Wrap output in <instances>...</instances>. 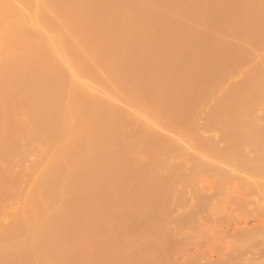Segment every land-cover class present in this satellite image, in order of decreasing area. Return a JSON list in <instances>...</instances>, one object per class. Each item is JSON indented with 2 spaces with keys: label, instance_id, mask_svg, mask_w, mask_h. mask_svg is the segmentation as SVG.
<instances>
[{
  "label": "bare ground",
  "instance_id": "obj_1",
  "mask_svg": "<svg viewBox=\"0 0 264 264\" xmlns=\"http://www.w3.org/2000/svg\"><path fill=\"white\" fill-rule=\"evenodd\" d=\"M25 1L26 0H23V2H25ZM60 1H62V2H60ZM64 1L65 0H47V2H46V0L41 1L42 3L44 2L43 4H45V5L42 4L44 6V8H42V9L40 8L42 5L39 3L38 4L34 3V4H32V6H27L28 8H26V6L24 5L23 11L25 10V12L20 10L21 7L23 8V6H20V5H22L21 3L19 4L20 7L18 5H16V6H18L17 9H16V6H14V4H13L12 6H14V7L12 8V6H11L8 9L9 11L7 10V14H9V12L13 11L11 9L15 8L13 13H15L16 11L17 12L13 16H15V17L17 16L18 19L22 17L21 21L25 20L23 17H33L31 15L32 14L31 11H33L35 13L36 9H38L36 12H38V11L39 12H38V14L35 13L36 16H35V14H33L35 16V18L34 17L32 19L30 18V20L26 19V23H25V21H23V23H25L24 24L25 26L22 25L21 29L24 27L25 28L23 29V31L20 30L18 32V34L21 32L19 34V36L22 35L21 38L18 36V34L15 38L13 37L14 39L10 38L11 40L14 41L16 38L18 39V37H19V39H21L22 43L20 45V43L18 42V44L16 45V48L19 46L20 47L17 49L14 48L13 49L14 52L11 51V52H9V54H7V53L1 54V51H0V70H1L0 71V124L5 123V121L9 120L10 118H13L12 124H10L9 122L5 123L7 127L5 125H1L3 127V129H0V158L2 159L0 162L2 163V161H3V163H2L3 165L0 164L1 165L0 167H2V168H3V166H4V168L10 167V166L13 167V164L8 165V163L9 162L11 163V161L14 162V159H13L14 156L13 155H17L19 152V150L17 148H20V151L25 150L27 148L26 146H28V148H29L31 146L30 143L31 142L33 143V141H34L33 139L38 137V136L39 137L36 138L34 141L35 144L37 143L36 146L34 145V143L33 144L31 143L32 147L35 146V148H34L35 150H36V147L38 145H40L39 147H41V145L46 146V147L43 146L42 149L50 148L52 146V144H51V146L49 145V147H48L49 142L53 143V141L54 142H55V140L57 141L58 138H59V140H61L60 143H62V141L66 142L68 140V138H67V140H63V139L67 135L69 136V140L66 142L65 146L66 145L69 146L68 143L71 144V142H72V140L70 141V139H71L70 134H72L71 131L73 132V130H75L76 132H74V134H76V133H80L86 129L84 137H82V138H85L83 140H86V138H87V140H89V139H91V137H93V139H91L93 141V143L91 144L87 140L85 143H83V141L80 140L82 138L77 140V138L73 137V138H75V139H73L74 140L73 141L74 147L73 146H71V147H73L72 150L74 149L73 151L75 152V155H74V152H72V154L70 156L72 157L74 155L76 158L75 160H77L74 163V165H75V166H73L74 168L77 169V167L82 165V169H80V170H82L83 173H84V170L86 168V172H85V174H83V180L85 181L87 179V181L85 183H87L89 181L88 187L85 188V186H87V185H85V186L83 184H81V185L84 186L83 189H85V190L88 189L87 191L83 190L84 193L86 192L85 194L87 195V192H88L89 193L88 195H90V193H91L89 190L90 183L91 184L93 183L92 186H94V184H96V183H100L101 181L105 183L106 179H107V177H109V175H110V177H109V180L107 179V183L108 182L110 183L112 181L113 177L116 178V176L112 177L114 171L115 172L117 171L116 169L119 170V168L121 166H123V168H124L128 164H131V162L129 163V161L125 158V156L131 148H133V147L135 148V146L137 145V143H133L130 146L124 147V148L117 146L118 151L116 149H115V151H116V153L118 152L117 153L118 155L116 153L112 152V149L109 146H112L111 145L112 143L114 145V142L116 140L113 138L118 136V133L120 132L121 127L123 129L124 128L123 125L128 124V121H126V123L122 122V120L125 121V119L122 118V120H120L121 122L119 121L118 123H116V120L118 119V117L120 118V116L122 115L118 112V110L119 109L121 111L124 110V109H122L123 106H121V107L118 106L119 108L116 111L117 106L112 107L114 104L112 103L113 105L111 106L110 105L111 103L108 104L107 103L108 100L106 99L107 101H104L103 100L104 98H102V97H104V95H112V93L116 94V97H117L118 93H126V92L135 93L136 92V94H137L138 91H140V92L142 91L144 86H142L143 85V84H141L142 81H141L140 77L138 76L140 74V72H138L139 74H136L137 69L140 70V68H138L135 64V60H137V59H135L136 55H137L136 50L139 51L141 48L140 49L134 48L131 50H127L128 47L131 46V44L134 45V47L138 43L140 44L141 40H140L139 36H140V32H141L140 29L141 28H140V25L137 24L138 18H137L136 12L133 11L135 9V7L133 10L131 8V6L133 5L131 2L127 3V2H124L125 0H122V1L119 0L120 2L126 3V4L118 3L120 6H122V7H119V5L116 4L117 2L115 4H113V0H106V1L98 0V1L102 2L101 3L102 5H103V1L106 4H104L102 6L99 3L102 6V8L98 9L99 11L97 10L96 12H94L93 10L96 8H94L93 10H87V9L93 8V6L91 5L92 4L91 2H94L96 0H67L66 2H64ZM98 1H96V3H98ZM144 1L145 0H143L142 2L144 3ZM148 1H150V0H148ZM151 1L153 2V0H151ZM155 1H154V3H155ZM211 1L213 3V1H215V0H211ZM217 1H219V0H217ZM114 2H115V0H114ZM135 2H137V1H135ZM89 3H91L90 4V6H92L91 8H88L90 6L86 5ZM159 3H161L160 5H163L162 6V8H163L165 6V4H163V3H166V1L165 0L159 1ZM223 3H225V2H223ZM223 3H221V4H223ZM16 4H18V3H16ZM93 4H95V2ZM149 4H150V2L148 3V5ZM37 5H38V7L39 6L40 7L38 8ZM223 5H225V4H223ZM35 6H36V9L31 10V8L35 7ZM83 6H85L87 8H85ZM75 7H77V8L79 7L78 8L79 10ZM247 7H249L248 9L250 10L251 6L247 5ZM80 9H82V10H80ZM74 10H76V11H74ZM147 10H149V11H147V14H149V12H150V10H152V8H149ZM21 11L24 13L23 15H21L22 14V13H20ZM97 12H99V14L96 15V17H97L96 18L95 14ZM153 12L156 14V10L154 11V7H153V11L151 12L152 14H150V15H154ZM26 13L28 15H29V13H31V14H30V16H28V15L25 16ZM179 13L181 14V12H177L174 14L175 18L173 16H172L173 17L172 19L168 18L169 17V15H168V16H164L166 18L163 17V19L164 20L165 19L166 20L167 19H171V20L174 19L176 21H180L182 19L183 27L181 26L180 29H182V31H183L186 28L185 26L188 25V27L186 29L188 32L191 31L189 34L192 33V35L193 34L196 35V33L201 34L202 33L201 31H203V29H205L206 27H207L206 29H208V27L210 26V25L207 26V24H204V27H202L203 24H202V26H200V24H199V26H198L199 30L197 29L198 28L197 27L195 29L196 31L194 30V33H193L191 28L189 29V26L192 27L190 24L194 23L193 21H195V23H196L198 19H195V20L191 19L190 20V16H189V19H188L189 22H186V21H188L187 20L188 17L186 18V17H183L182 15L178 17V15H180ZM233 13L235 14L236 12H233ZM233 13L231 14V16L229 15L230 17L228 15H226V16L221 15L219 17L220 19H217V21H215L216 22L215 26L220 27V24L224 23L223 21L227 22V23L225 22L223 24V26L226 24L230 25L232 21H233L232 24L233 23L236 24V22L240 23V21L242 23V21H244V20H241L242 19L241 17H239L238 15H234ZM54 14H55V16L57 14L60 16V19L58 20V22H54L55 20L51 19V16ZM100 14H102L103 16L100 17L101 16ZM176 14H177V16H176ZM192 14H191V17L193 16V18H194L195 12H194V15H192ZM196 15L198 16V13H196ZM98 16L100 17V19ZM224 16H225V18H223ZM228 17L230 20L228 19ZM183 18H186V19H184V21H183ZM195 18H199V17H195ZM236 18H239V19H236ZM259 18L260 17L258 16L257 20ZM261 18L264 21V16H261ZM33 19L35 20L34 24H36V21H37V22H39V24L37 23L38 25H40V23H45V25L49 24L52 26H46V28L44 27L45 29H43V27L39 28V29H41V32H40L37 30L36 27H33V25L29 26L27 24L28 21L33 22L34 21ZM222 19H223V21H220ZM262 19H259V21L262 22ZM227 20H229V21H227ZM237 20H239V21H237ZM255 20H256V18H255ZM228 22H230V23H228ZM261 22H259V23H261ZM139 23H141V21ZM184 24H186V25H184ZM26 25H28V26H26ZM36 25H34V26H36ZM29 27L30 28L31 27L36 28V30L34 31L31 29H28ZM47 27L48 28L55 27L56 30L58 29L59 32L64 31L65 34L63 33L64 34L63 38H62L63 34L62 33L60 34L58 32L61 35L60 37H58V35H57V37L60 40L57 37H55L57 39H55V41L52 42L54 40V38H53L54 36H53L50 38V41L52 43L47 42L45 35H43L44 33L42 34L43 31H48V30H46V29H48ZM200 27H201V29H200ZM251 27L254 28V26H250V29H251ZM121 28L124 30L123 34H121L122 33ZM257 28L258 27L256 25V27L254 29H257ZM186 29L183 31V34L185 35V37H188L189 34L187 35ZM118 30H120L119 33L117 32ZM243 30H244V28H243ZM243 30H242V32L245 33L246 31H243ZM245 30H247V32H248L249 28L245 29ZM205 31L206 30H204V32ZM66 33H68V34H66ZM112 34L117 35V37H115L116 39L113 37ZM118 34H120V35H118ZM183 34L177 35V33H175L176 37L174 35L173 36L175 39L176 38L179 39V37L183 36ZM54 35H56V34H54ZM192 35H190V36H192ZM246 35L243 34L242 37H236L237 42L241 41L239 44L238 43L235 44L236 39L233 40L234 38H232L233 32L230 35H227V37L225 36V38L230 39V40L235 41V42L233 43V45H230V46L229 45L227 46L226 44H223V43H222V45L219 44L221 51L220 52L218 51V53L219 54L221 53V57H220V59H218L216 69L213 72L209 73V72H207L206 68L200 67V66H203L205 64L204 62L202 64H199L200 66L197 65L196 70H195V66L194 65H193L194 67L192 66V69L190 70V72L191 71L192 72L197 71V72H201L200 74H202L201 79L198 80L199 84L197 83L198 89L196 91H194V90L193 91L183 90L185 92V94L184 93L182 94L180 91V93L182 94L180 96L181 97L180 99L183 100L190 93L189 96L191 98L193 97V99H195L193 102H190L189 104L182 105L184 107H180L179 102H178V104H176L174 102L176 104L175 106L169 104L172 107L169 106V110L168 109L167 110L169 112H170V109H171V112L174 110L173 112L176 113L175 116H176L177 120L175 122V119H173L175 123L171 124L170 128H168V129L172 130V129H174V127H176V129H177L178 125L181 126V124L185 123L186 120H188L190 117H192L196 113V108L198 105H203V104L207 103L209 92L214 90L215 87H217L218 85H221L226 79L231 78L233 76L234 77L236 76L235 77L236 80L230 84L229 88L221 95V97H219L217 99L215 104L210 108L211 113L205 117V122L202 125L203 130L212 131L215 134L210 138H205V139L199 140V142L197 144V146L199 148H202V149L207 150V151H211L213 157H210L211 154L210 155L204 154V156L202 154V156L203 157H205V155L209 156L210 157L209 159H210V161H213V164H211L212 162H210L209 160H208L209 161L208 162L206 159H204V160H206L205 165H203L201 167L195 166L193 169H191L190 173L188 175L189 176L188 181L191 185L187 186L184 184L185 183V180L183 179L184 175H183V177L181 176L178 180H177V178H175V174L180 172L177 170L176 164L175 163H169L168 165H166V169L164 170L165 180L158 182L154 188L153 196H155V197H157V199L158 198L159 199L157 201L155 199V202L153 205V210L155 212H157V211H160L161 208L162 209L165 208L167 210V214H169L171 212L173 213V212L180 211V215L175 219L174 218L173 219L172 218L167 219L168 217L166 219H162L161 216L155 215L154 220H153L154 235H153V239H152V244L156 245V247L154 250V255H153L152 259L150 260V264H264V202L259 203L256 201L257 203H255L254 201L256 199H254V201H253L254 204H253L252 200H250V199L249 200H247L245 198L243 199V197H242V199L241 198L240 199L235 198V197L233 198V196H231V194H230V196L227 195L225 198H223L224 199L222 201L223 204H222V202L220 203V204H222V206L218 207L219 202L217 201V203H218V206H217V204H215V200H213L212 194L216 193L215 195L220 197V195L222 193V186L218 187L216 185L214 187L212 184H210L213 186L212 187L208 184L209 185L208 188L206 186H204V188L206 187L204 189L202 187H199L200 184L198 186H196L197 184L194 185L195 184L194 181H196L197 176L202 175V173L207 174V172H213L215 174L216 173L217 174L218 173L219 174H228V175H231V177H233L232 179H236V178H238L237 172L239 171V173H238L239 176L249 174L248 176H246L247 179L245 178V181L242 179L246 184V185H244V186H246V189L243 190L241 186H236L233 188L234 191L240 193V195H243V196H246L248 191H249V193L257 192V193H259V195L264 197V117H262L263 113L260 110H258L256 107L258 105L260 107L264 106V56L259 57V59L256 61V63L254 65H251L248 68H245L246 64H248L251 60H253V57L256 54V52H258L264 48V31H262L261 34L254 36V37H251L249 34H248L249 36H246ZM96 36L100 37L99 39H101V41L104 40L105 38H107L105 40L106 42L102 41L103 42L102 43L101 41H99L100 43H99V45H97L98 41H96V40H98V39L94 40V37L97 38ZM33 37H34V39H33ZM112 37L114 38L115 41L120 40V41H118L119 44H117V46L121 45L120 43L123 40H125V42H126V40L131 41V44L127 45V43H125L124 45H127V49L123 47L124 50L122 49L119 51L118 49H121V48L115 47L116 42L113 40ZM141 37H143V36H141ZM185 37H183V38H185ZM61 38H62V40H61ZM92 38H93V41H91V43L92 42L93 43L97 42V43L94 45H92L93 43L89 45V43L87 41L92 39ZM109 38L113 42L109 41ZM216 38H218V37H216ZM238 38H240V39H238ZM22 39L24 41H22ZM35 39H36V41L34 42ZM57 40H59L60 42L63 41L61 43V46L59 44L60 42L58 41L59 42L58 43ZM138 40H140V42H138ZM238 40H240V41H238ZM13 41H9L8 43H12ZM18 41H20V40H18ZM82 41L83 42L85 41V48L83 47ZM174 41L175 40H173V43L175 44L176 42H174ZM6 42L7 41H5L4 43H6ZM86 42H87V44H86ZM4 43H2V40H1L0 45H2ZM63 43H64V46H63ZM81 43H82V45H81ZM111 43H113V44H111ZM139 44L137 46H139ZM141 44H143V43H141ZM81 46H82V49H81ZM120 47H122V46H120ZM78 48L82 51L80 52V50ZM85 49H86V51H85ZM125 49H126V52H125ZM129 49H130V47H129ZM217 50H220V49L217 47ZM118 51L119 52L123 51V52H121V54L126 53L127 55H129V57H127L128 59L133 57L131 55H134L135 58H131V60L133 59V61H129L130 59L128 60V59L124 58V56L126 54L125 55L122 54L123 59L120 57L119 59L116 60L115 58H118L119 57L118 55L121 56V54ZM74 52H76V53H74ZM10 53H12V54H10ZM72 53L77 54V55H73ZM78 53L81 55H78ZM83 53L84 54L86 53L87 56L84 55ZM137 53L139 54L140 51ZM141 53L139 55H141ZM68 54H72V55H70V57H69ZM103 54H105V55H103ZM106 54L107 55L113 54V55H111L113 57L115 54V57H114L115 60L114 61L110 60L109 62H107V60H106V62H102L99 65L98 60H100L101 57L99 59L96 57L98 55H100V56L103 55L105 57H103V56L102 57L107 59ZM144 54H145V52H144ZM139 55H137V56L139 57ZM175 55H178L177 57H179L178 52ZM175 55H173V56L175 57ZM71 56H75V57H71ZM77 56L80 57L81 59L78 58ZM84 56H86V57L84 58ZM116 56H118V57H116ZM94 57L97 59L98 62H96L94 60L91 61V59H93ZM110 57H108V59ZM177 57H175V58H177ZM68 58L69 59L75 58V61L72 62V60L71 59L69 60ZM111 59H113V58H111ZM65 60H67L68 63ZM62 61L67 63L65 67L62 65V63H61ZM93 61L95 62L96 65H93L94 64ZM65 63H64V65H65ZM76 65L78 68H76ZM27 66H29V67L31 66V68L29 70H25V69H27V68H25ZM93 66L95 67L96 70H98L96 72H99V69H100V71H102V70L104 71L106 68H110V69L112 68V70L111 71H110V69L107 70V71H109L108 72L109 75L107 73H105V72H107L106 70L104 73L100 72L101 75H102V73L104 74V76L102 75L103 77H105L106 74H107L106 76H109L107 78L105 77L104 79H102V77L99 73L92 72L95 70L91 71V69H92L91 67H93ZM199 67H200V69H199ZM75 68L78 70V73H77V70ZM103 68H105V69H103ZM189 68H190V65H188L187 68L183 67L180 69H184L186 71V69L189 70ZM197 68H198V70H197ZM83 72H84V74H83ZM176 72H175V74L172 73L171 77L172 76L176 77L177 75H178L177 77H180L181 73L178 71H176ZM79 73L81 76L83 75V77H82L83 79L79 76ZM131 73H132V76H135V79L134 78L131 79L132 81L128 80L130 82L123 83V84L116 82L118 80V78H121L124 76L127 77L126 75L129 76V74H131ZM158 73H159V71H158ZM146 74H148V71ZM146 74L144 72V76ZM84 76H85V78H84ZM150 76H155V75H153V73H152ZM75 77H77L78 79L80 77L79 80H82V81L86 80V82L84 83V85L82 83H80L79 84L80 86L78 85L79 87L76 88V85H77L76 82L78 79L76 78L77 80L75 81ZM136 77H137V79H136ZM86 78L91 80L92 82H94V84L96 83L95 84L96 86L98 84H100L102 87H100V85L96 87L91 81H90L91 83L88 82L89 80H87ZM108 78L110 79L109 81L113 80V82H114L116 80L115 82L117 84H114L115 82L114 83L112 82L114 84L112 86V84L110 82L111 85H109V82L106 81ZM121 79H123V78H121ZM177 82L178 83H175L174 85L178 89V86L181 82H180V80H177ZM89 83H90V86H89ZM85 84L86 85L88 84L87 87H89V88L85 87L86 86ZM91 84H93L92 87L94 86L92 89L90 88ZM183 85H180V86L182 87ZM194 85H195V83H194ZM156 86H155V90L157 93L158 89L156 88ZM95 87H96V89H94ZM98 87L101 91H99ZM157 87H159V86H157ZM194 87L195 86H193V88ZM172 88H173V86H172ZM54 89L58 90L57 91L58 93L54 94V97H51V92H49L50 93L49 94L48 91L51 90L52 94H53V92L55 91ZM103 89H104V91H106V92H104L105 94L104 93L102 94ZM149 89L151 90V88H149ZM169 89H168V91H169ZM73 90L74 91L77 90V91L73 92ZM82 90H83V92H82ZM92 90H94V92H101V94L96 93V96L98 95L99 97L98 96L96 97L94 95L95 93L93 94ZM150 90H147V91H150ZM160 90H161V88H160ZM78 91H80V93ZM188 91H190V92H188ZM11 92H15V93L12 94ZM45 92L48 93L50 99L47 98L48 96H43V94ZM71 92H73V95L76 93L74 96H76L78 98V100H76L77 99L76 97L75 98L73 97ZM47 93H46V95H47ZM77 93H78V96H77ZM162 93H160V94H162ZM66 94L72 95V97L69 95L68 96L71 97L72 98L71 100H73L75 103L72 101L73 105H71L70 104L71 100H70V102L68 101L69 104L68 105L66 104L67 107H65V105L63 107V103L62 104H60V103L62 102L61 100H64L65 97L67 98ZM114 94H113V96H114ZM100 95H103V96L100 98ZM162 95H164V94H162ZM63 96H64V98H63ZM69 97L67 98L68 100L70 99ZM134 97H135V95H134ZM158 97L161 98V96H158ZM40 98H44V100H45V98H47L46 103L53 105L51 107L53 111L55 109L54 104L56 105L57 109H55L54 112L50 113L52 110H51V108L48 109L49 105L47 106L46 103L38 104L39 102L37 100L40 101L41 100ZM119 98H120V96H119ZM124 98H122V100H124ZM80 99H81V101H80ZM111 99L112 98H110V100ZM12 100H16L17 103H15V101L12 102ZM27 100L30 101L31 103L35 102V101L37 103L35 102L36 105L33 103L29 106L30 103L28 104ZM152 100H154V102H156L155 99H152ZM152 100H148V103H149V101H151V103H152L153 102ZM19 101L21 102V104L25 102L24 106L27 105L28 107L24 108L22 106L23 108L22 107L21 108L20 107L19 108H13L12 107V109L11 108L6 109L9 106V105H7L9 102H12V105L14 103V107L17 105H21ZM76 101L78 102V105H77ZM111 102H112V100H111ZM123 102H121V104ZM145 103H147V100ZM171 103L174 104L173 102H171ZM121 104H119V105H121ZM145 105H147L149 107V104H145ZM151 105H153V103L150 104V106ZM160 105L162 106V104H160ZM31 106L32 107L34 106V108H32ZM59 106H61L62 108ZM69 106H70V108H74L75 110L79 108V110L74 111V109H73L71 112H73V113L79 112L81 115H84V116H82L84 118L82 119L81 115L79 116V113L77 116V113H76V117H75V115H73L72 118L73 117L74 118L72 120L71 119L72 114L69 111L70 109H68ZM127 106H128V104H127ZM63 108H66V109L64 110ZM80 109L83 110L84 114H82V111ZM125 109H128V108H125ZM262 109H264V108H262ZM44 110H46V111L44 112ZM48 110H50V112ZM235 110L238 111V113H236ZM24 111L26 112L25 113L26 115H28L27 113H29V115H28L29 117L31 114V117H30L31 125H30V127L28 126L30 124V122L27 123L28 120H26V122L23 121V119H21L22 121L20 120L21 122L19 121V118L23 116V114L21 116V113ZM31 111L33 113H31ZM124 111H126V110H124ZM132 111H134V109ZM160 111H162V110L160 109ZM168 111H167V113H168ZM34 113L39 114L38 115L39 117H37L38 122L36 121L38 123V124L36 123V126H37L36 133L38 132L39 134H41L40 132H42V136H43V133H45V136L42 137L37 133V134H35L36 137L34 136L33 139L30 138L31 139L30 140L29 137H27V139L25 137L28 135L32 136V134H30L29 132H33V130H31V129H33L32 128L33 127V122H32L33 119L32 118L34 116ZM25 114H24V116L26 117ZM157 115H159V114L157 113ZM164 115L165 114H163V116ZM168 116H170V115H168ZM260 116L262 117V119H258ZM51 117H52V119L50 120V125L48 123L47 124L49 126L47 124H44L45 126L41 129V125H40L41 122L46 121L48 118H51ZM79 117H80V119H79ZM86 117H88V118H86ZM140 117H141V115H140ZM53 118L55 119V121L53 120ZM150 118H152V117H150ZM158 118H161V117H158ZM88 119H90V123L92 124L91 125L92 129H91V132L89 134L87 133V130L90 129L91 127L89 126ZM78 120H80V121L78 122ZM136 120H137V118H136ZM52 121H54V122L51 125ZM71 121L73 123H71ZM137 121H139V120H137ZM18 122H20L21 124H18ZM74 122L76 123V126H77V127L75 126L76 129H72V128H74V125H75ZM172 122H170V123H172ZM122 123H124V124H122ZM151 123H152V121H151ZM22 124H23V127L25 125V130L21 129ZM71 124H73V126ZM26 127L28 129H26ZM46 127H47V129H46ZM84 127H87V128L84 129ZM186 127L188 130L186 129ZM186 127H185V130H187V132L191 131V129L193 128L192 125H189V124H187ZM18 129H20V130H18ZM29 129L31 131H28ZM38 129L40 130V132L38 131ZM176 129H174V130H176ZM183 129H184V127H183ZM16 130H17V132L19 131V133H20V131L24 130L28 134L26 133L27 135H25V132L23 131V132H21L24 135L23 138L21 137L23 140H21L19 137L17 139L18 142H16V141L9 142L10 139L13 140V134L15 135V133H17ZM171 130L170 131L168 130V132H171ZM174 130H172L173 133H174ZM185 130H184V132H185ZM12 131H15V132H12ZM130 131H132V130H130ZM7 132H9L11 134L12 138L11 137L9 138L10 134ZM187 132H185V133H187ZM133 133L134 132H132V134ZM94 134H95V136H94ZM100 134H101V136H103L102 137L103 139L100 138L101 137ZM127 134H130V132ZM132 134H130V135H132ZM7 135H9V136H7ZM64 135H65V137H64ZM96 135L100 138V140L97 139ZM130 135H129V139L132 138V136H130ZM46 136H49V141H48V137H46ZM2 137L3 138L6 137L7 140L5 139L6 140L5 141L4 139H2V141H1ZM45 137L47 139V140L44 139V141L46 140L45 141L46 143H44V141L42 140V138H45ZM54 138H56V139L54 140ZM60 138H62V139H60ZM20 140L22 141L23 144L28 143V142H30V143H28V145L25 144V146H24L20 142ZM75 140H77L76 143H78L80 141L79 142L80 144L79 143L76 144ZM91 140H89V141H91ZM132 140H133V138H132ZM42 141L44 144L42 143ZM108 142H110V143L112 142L111 144H108L109 146L107 145L109 147L108 149H111V150H108L110 152L105 150L106 153H102V150L100 151V149H104V148H102L101 146H97L96 149H93L94 145L95 146L96 145H104L105 143H108ZM19 143L23 146H20ZM86 143H88L89 145L86 146ZM83 144L85 145V147L83 146ZM138 144H140V143H138ZM221 144H223V145L219 146ZM116 145H118V144L115 143L114 147ZM179 145H180V143L177 142L175 144V147H178ZM61 146H63V144ZM89 146H91V147H89ZM21 147L22 148L24 147V148L22 149ZM78 147L79 148L82 147V150L85 148L86 151L84 150V153L87 152V149H88L89 153L87 152L85 155L82 152V150L81 151H80V149L77 150ZM98 147L99 148L101 147V148L99 149ZM114 147H113V149H114ZM28 148L25 150V152H29L30 150H33V148L32 149H30V148L28 149ZM170 148L173 149L174 146L170 145ZM14 149H17V151ZM39 149H41V148H39ZM62 149H63V147H62ZM97 149H99V150L97 151ZM105 149H107V148H105ZM13 150H14V154L12 153ZM92 150H95L97 152L100 151V154L98 153L97 155H101V153H102V155L99 157L97 156V158H95V155L93 154L95 152L92 153ZM43 151L45 152V150H43ZM79 151L81 152V154H80V155H82L81 157H79L80 155L79 156L77 155L78 153H80ZM87 154H89L88 157L91 154V157L88 158ZM64 155H66V154H64ZM64 155H62L63 160H65V159L68 160V158H69L70 162H74L73 160H71L72 158L70 156L68 158H65ZM76 155H77V157H76ZM83 155L85 156V158H83ZM17 156L15 157V159L17 158ZM67 156L68 155H66V157ZM202 156H201V158H202ZM11 157H13V158H11ZM214 157L217 160V162L219 163L218 164L219 166L214 164V160H215V159L213 160ZM81 158H83V161L81 160ZM86 158L88 160L90 158H93V160L90 159V161H92V162L89 161V163L86 164L88 162V160L84 161V159L86 160ZM199 158L200 157H198V159ZM211 158H212V160H211ZM67 160H65V161H67ZM231 161L236 162V165L238 167L237 171L228 170V169L224 168L226 165L225 162H231ZM83 162L87 166H84ZM206 162H208L209 165ZM76 163H77V165H76ZM222 163H224L223 164L224 167L220 166V164H222ZM72 165H73V163H72ZM72 165H71V167H72ZM64 166L65 165L61 164L60 166L53 167L54 170L53 169L49 170V174H52L51 176H53V175H57L61 171L66 172L69 168L68 167L64 168ZM83 166H84V169H83ZM110 166L113 167L111 169H115V170H113V171L111 170V174L108 175L107 172L110 171L108 169ZM227 166H229V164ZM62 167H63V169H62ZM73 167H72V169H73ZM76 169H74V172L77 171ZM240 170H242L243 172H246L248 174H246V173L241 174ZM1 171H0V173H1ZM68 172H69V170H68ZM74 172L71 175L70 180L67 179L68 181H70V184L69 185L65 184V186H70V185L73 186L74 185L75 180H74V182L72 180V176L74 175ZM3 173H5V175H6L7 172L3 169L2 174H1L2 176L0 175L1 181L4 182V180L7 181L8 178L7 179L5 178L4 180H2L3 175H4ZM84 175H85V177H84ZM209 175H213V174H209ZM6 176H8V175H6ZM185 177L187 178V176H185ZM122 178H123V176H122ZM124 178H126V177H124ZM241 178L242 177H240L239 179H241ZM121 179H119L117 176V179H115V180L119 181ZM8 180L10 182L5 181L8 186L5 183L0 181L1 182L0 183V192H2V194L4 193L2 195L3 198L2 197H1L2 199L0 198L1 200L9 198V197H7L8 195L5 192V187H6L7 192H9L11 195V191H8V190H9V188L11 189V187H9L10 184L13 183L12 186L14 185V182H11V181H14L15 179H13V180L8 179ZM71 182H73V183H71ZM114 182H116V181H114ZM192 183H194V184L192 185ZM3 184H5V187H3L4 191H3V189H1ZM7 187H9V188H7ZM55 187H56V189H53L54 193L52 192V194L54 195L56 193V197H57V196H59V193L62 191H59L60 185H59V188H58V186H55ZM213 188H214V190H213ZM215 188H217V191L213 192L216 190ZM62 189H64V186L61 187V190ZM90 189H92V188H90ZM210 189H212L211 193H210ZM55 190L59 191L58 195H57V192ZM77 191H76V193H78ZM80 191H82V190H79V193H80ZM76 193H74V194H76ZM84 193H83V195H84ZM106 194L108 195V192ZM80 195H82V193ZM107 195H104V197L107 198L106 200H108ZM5 196H6V198H5ZM56 197H54V198H56ZM78 197H79V195H78ZM70 198H72V199H68L67 200L68 203H66V205L68 204L69 208L70 207L74 208L75 201H76V204H78L77 198H76V200H73L72 196H70ZM89 198L87 199V201L89 200ZM110 198L111 197L109 195V199ZM89 201H91V200H89ZM89 201L86 203V205L89 203ZM109 201L113 203V200L110 199ZM110 202L107 201V205L105 206V208L106 207L109 208L108 204H110ZM1 203H0V213L2 211V214H3L4 206ZM112 203L110 204V207L112 206ZM89 204L90 205L93 204L92 207L94 206V202L92 204L90 202ZM230 204L234 205V208L230 209V211H228L227 209L230 208ZM77 206H79V205H77ZM93 210L92 209L90 210L92 212L91 215L93 214L91 216V218H90V216L87 218H86V216L82 217V218H85L87 220H85V219L82 220L80 217L79 218L81 220L79 218L73 219V217H72V220L74 222L73 223L70 221L71 219H69L68 220L70 222L69 223V227H70L69 231L72 232L71 231L72 225L74 226V228L76 226L75 229H78L77 224L79 226L81 222L82 223L84 222V220H85V222L89 220L88 221L89 223L91 220L90 225L92 224V226H95V224H96V226H99V223L100 222L102 223V221L106 222L105 217L103 218V216H102V219L100 217L103 213V210H105L104 208L102 210H100V213H99V210L96 211L97 213L95 212V210L94 211ZM182 210H184V212ZM206 210H208V212L210 213V217L209 216L207 217V215H203ZM181 211H182V213H181ZM94 212H95V215L97 214L96 216H98L100 218H97L95 216L96 220H94L92 218V217H94ZM5 214H6V212H4V216H5ZM87 215H90V214H87ZM58 219H59V217H58ZM77 219H79V222L80 221L81 222L79 223ZM99 219L102 221L98 222ZM75 220H76V222H75ZM109 220L111 221V219H109ZM109 220L107 221L108 223H110ZM113 220H115V219H113ZM250 220H254V221L256 220L257 223L252 225V226H247V223ZM62 221L63 222L67 221V219L62 220ZM96 221L98 222V224ZM65 223H67V222H65ZM71 223H73V224H71ZM101 223H100V226L104 227L103 226L104 223H102V224ZM108 223H105L107 228L113 224H120V221H119V219L115 220L114 222H112V224L110 226ZM55 224H57V222ZM38 226H36L37 229H38ZM42 226H44V224L42 225V223H41V226H39L40 227L39 231H42V230H40ZM106 227H104V228H106ZM34 231H35V233H34ZM34 231H33V235L34 234L37 235L39 233V232H36V229ZM75 231H76L75 233L77 235L80 234L79 232H77V230H75ZM8 232H9V234L12 233V231L10 233L9 228H8V231H6V234H8ZM72 233H74V232H72ZM72 233H70V234L68 233L69 235L66 234V235H68L67 237H73V238L77 237L74 235L70 236V235H72ZM8 235H5V236H7V237L12 236L13 237V235H10V236H8ZM33 235H32V237H36V235H34V236ZM40 235L41 234H38L36 238L40 239V237H39ZM61 235L62 234L57 235V242L58 243H61L62 242L61 240L64 241L63 236H62L63 239L61 237H59ZM14 236H15V234H14ZM52 237H54V235ZM58 238H61V240ZM107 238H109L108 235H107ZM34 241H33V243H34ZM36 241H37L36 244L35 245L33 244V245H34L35 249H36V247H37V249L38 248L40 249L42 247L41 246L42 241H41V243L39 240H36ZM54 242H56V241H54ZM161 242L163 243V246L159 245V244H161ZM202 242H205L206 245L202 246ZM114 246H116V245H114ZM69 249H70L69 251L74 252L77 248L76 249L73 248V250H72V248H69ZM108 249H110V248H108ZM57 251H59V250H57ZM57 251L55 252V254L57 253ZM60 252L62 253V250H60ZM61 253H60V256H61ZM159 253L164 255V257L158 259V257L156 255H158ZM53 255H54V251L52 254H50V256L52 258V259L51 258L50 259L54 260V257H56L57 261H58L59 256L58 255L53 256ZM62 255H64V253H62ZM214 256L216 257V259L215 258L213 259ZM177 257L181 258L180 262H178L176 260ZM61 259L62 258H60V260ZM5 261H7V260H5ZM65 261H63V262L65 264H67V262H65Z\"/></svg>",
  "mask_w": 264,
  "mask_h": 264
},
{
  "label": "rangeland",
  "instance_id": "obj_2",
  "mask_svg": "<svg viewBox=\"0 0 264 264\" xmlns=\"http://www.w3.org/2000/svg\"><path fill=\"white\" fill-rule=\"evenodd\" d=\"M41 1H44V0H26L25 2H23V0H0V42H1V40H2V43L7 41L6 43L0 45L1 54H6V53L9 54V52H11V51L14 52L13 49L16 48V45L18 44V42L21 45L22 42H21V39H19V37L21 38L22 35L19 36V34L21 32L19 34H18V32L20 30L23 31V29L25 28L24 27V28L21 29L22 25H24L26 23V19L30 20V18L31 19L33 17L35 18V16H36L35 13L38 14V12H39V11L36 12L38 10V9H36V6L32 7L31 10L32 9L33 10L36 9L35 13L33 11H31L32 14L29 13V15H28L26 13L25 16L26 15L30 16V14H31L33 17H23L25 20L21 21V19H22L21 16H20L21 18H19V19H18L17 16H16L17 18L15 16H13L17 12L16 11L15 13H13L15 8L11 9L13 11L9 12V14H7V10L13 4H14V6H16V5L19 6V4L21 3L22 5H20V6H23V8L21 7L22 9L20 8V10L23 11L24 5L26 6V8H28L27 6H32V4H34V3H37V4L39 3V4L42 5L44 2L42 3ZM66 1L67 0H65L64 2H66ZM96 1H98V0H96ZM96 1H94L95 4H93L94 2H91L92 4L91 3L86 4V5H89V6L91 4L93 6V8H91L92 6L88 7V8H91V9H87V10H93L94 8H96V9L93 10L94 12H96L98 9H101L104 4H106V3H104V1H106V0L103 1V5L101 4L102 2L98 1V3H96ZM120 1H122V0H120ZM120 1L119 0H117V1L115 0V2H114V0H113V4H115L116 2H117L116 3L117 5H119L118 3H120V4L123 3V2H120ZM135 1H137V2H135ZM142 1L143 0H127V1L125 0L124 1V2H127V3L131 2L133 4L131 6L132 10L135 7V9L133 11L136 12V15H137V18H138V19L136 18L137 19V24H139L140 28H141L140 29L141 32H140V36H139L141 42H140V40H138V42H140V44L138 43L139 46H137L138 45L137 44L134 47V45L131 44V41H128V40H126V42H125V40H123L120 43L121 45L117 46V44H119L118 41H120V40H116V41L114 40V38L117 37V35H115L116 33L114 34L115 36L112 34L113 37H114V38L113 37L112 38L116 42L115 47L121 48V49H118L119 51L122 50L123 47L127 49V45H130V44H131V46H129L130 49L128 47L127 50H131V49H134V48H138V49L141 48L139 50L140 53L142 52L141 55H139L140 53L139 54L137 53L139 51L135 49L136 50V54L139 55V57L136 54H135L136 58L134 57V55H131L133 57H131V56L130 57L137 59V60L134 59L135 60V64H136V66L138 68H140V70L137 69L136 74H139L138 72H140V74L142 73L141 75L139 74L138 76L140 77V79L142 81L141 84H143L142 86H144V87H143L142 91L141 92L138 91L137 94H136V92L135 93H129V92L118 93L120 98H119L118 95L116 97V94H114V93H112V95H104V97H102L103 95H100V98L101 97L104 98L103 99L104 101L108 100L107 103L108 104L111 103L110 104L111 106L114 104L112 107H114V106L116 107L117 106L116 107L117 108L116 111L119 108L118 106H120V107L123 106L122 109H124L126 111L122 110L123 111L122 112L120 109L118 110V112L120 114H122V115L120 116V118L118 117V119L116 120V123H118L120 120H122V118H124L125 121L122 120V122L126 123V121H128V124L122 123V124H124L123 125L124 128L122 129V127H121L122 131L120 130V132L118 133V136L113 138V139L116 140L114 142V145H115V143L118 144V145L115 146L116 148L114 147V145L112 143L113 141L111 142L112 144L110 142H108V143H105L104 145H96V146L94 145V148L92 147L93 149H96L97 146H101L104 149H100L101 147L100 148L98 147V148L100 149V151L102 150V153H106L105 150L108 151V150H111V149H112L113 153H116L115 149L117 150V146H119L121 148H124V147L130 146L133 143H137L135 148L134 147L131 148L127 152V154L125 156V158L129 161V163L131 162V164H128L126 166L127 168L126 167L123 168V166H121L122 168L120 167L119 170L116 169L117 170L116 172L115 171H114V173L112 172L113 173L112 177L116 176V178H114V177H113L114 179L112 178V181L114 180V181L117 182L118 180H115V179H117V176H118L119 179H121L122 176H123V178L121 180H119L117 183L114 182V181L112 182L110 180L111 182L107 183V179L109 180V177H110L109 174H111V170L112 171L115 170V169H111V168H113V167H111L112 166L111 165L108 168L110 170V171L107 172L109 177H107L105 183L102 182V181H101L102 182L101 183L99 181L100 183H96V184H94V186H92L93 183L92 184L90 183L89 186L92 189L89 188V190L91 192L90 195H88L89 193L87 192V195L89 197L91 196L89 198L85 194L86 192L84 193V191H87L88 189L87 190L83 189L85 185H87V186H85V188L88 187V182H89L88 181L87 183H85L87 181L86 178H85L86 179L85 181L83 180V174H85L86 168H85L84 173H83V171L80 170V169H82V165L77 167V169L73 167V166H75L74 163L77 160H75L76 158L74 156L75 155V152L73 151L74 149L72 150V148L74 147L73 146V144H74V142H73L74 140L73 139L77 138V140H78V139L84 137L85 130H86L85 128H87V127H84L85 130L80 132V133L74 134V132H76V131L75 130H73V132L71 131L72 134H70V138H71L70 141L72 140V142H71V144L68 143L69 146L66 145L67 147L65 146V144L69 140V136L67 135L65 137V135H64L65 138L63 140H67V138H68V140L66 142L62 141V143H60L61 140H59V138L57 139V141L55 140L56 138H54L55 142L53 141V143H50V142H49V144L47 143L48 147H49V145L51 146V144H52V146L50 148L42 149L43 146H45V145H43V146L41 145V147H39L40 145H38L36 147V150H35L34 148H35L37 143L35 144L34 141H35L36 138L39 137V136L36 137V135H35V134L38 133V132L36 133V129H37L36 123L38 122L37 117H39L38 116L39 114L38 113H34V116L32 115L33 116V118H32L33 119V121H32L33 122V127L31 126L33 129L30 128L31 130H33V132H29L30 134H32V136L28 135V136L25 137L26 139H27V137H29V139L30 138L33 139L34 136L36 137V138L33 139L34 140L33 143L35 145L34 147H32V144H33L32 142H31L32 144L30 142H28L31 145L29 148L30 149L33 148V150H30L29 152H25V150L28 148V146H26L27 148L25 150H22L24 147L23 148L21 147L22 148L21 150L23 152L20 151V148H17L19 150L18 154L16 153L18 156L17 155H13L14 158L13 157H11V158L14 159V162L11 161V163L10 162L8 163V165L13 164V167L12 166L7 167V168H4V166H3V168L0 167V171L1 170L3 171V169H4L7 172L6 175H8V176H6L5 173H3L4 175H3L2 180H4L5 178L6 179L8 178L10 180H13V179L16 180V181L15 180L11 181V182H14L13 186H12L13 183L10 184V186H9V187H11V189L9 187H7V188H9L8 191H11V195H10V193L7 192L6 187H5V184L7 185L6 182L7 181L10 182V181L7 179V181L4 180V182H3L0 179L1 182L5 183V184H3L1 189H3V187H5V192L8 195L7 197H9L7 199L1 200L3 198L2 195L4 193L2 194V192H0V198L2 197L0 199L1 200L0 203L2 202L1 204H3V206H4L3 214H2V211L0 213V216H1L0 217V264H65L63 262L65 260H66L65 262H67V264H150V260L152 259L153 255H154V250H155V247H156V245L152 244V239H153V235H154V232H153V230H154L153 229V220H154L155 215L161 216L162 219H166L167 217H168L167 219H169V218H172V219L174 218L175 219V218H177L180 215V211L173 212V213L171 212V213L167 214V210L164 207L163 208L166 211L164 209H162V208H161L160 211H157V212H155L153 210V205H154L155 199H156V201L159 199V198L157 199V197L153 196V193H154L153 191H154V188H155V186L157 185L158 182H161V181L165 180L164 170L166 169V165H168L169 163H175L176 167H177V170L180 171L179 173L175 174V178H177V180H178L181 176L183 177V175H184V177H183V179L185 180L184 184L189 186V185H191L189 183V181H188V177H189L188 175L190 173V170L193 169L195 166L201 167V166L205 165V161L206 160L210 161L209 158L213 157L211 151L204 150V149L199 148L197 146L199 140L205 139V138H210V137H212L215 134L212 131L203 130L202 129V125L205 122V117L208 114L211 113L210 108L215 104L217 99L219 97H221V95L229 88L230 84L233 81L236 80V78H235L236 76L235 77L233 76L231 78L226 79L221 85H218L217 87H215L214 90L209 92L207 103H205L203 105H198L197 108H196V113L192 117H190L188 120H186L185 123L181 124V126L178 125L177 126L178 130L176 129V127H174V129H176V130L172 129V130H174V133H173V131L171 129H168V128H170L171 124L176 122L177 118L175 116L176 113L173 112L174 110L172 112H171V109H170V112L168 111L169 110V106L170 105H174L175 106L179 102L180 103L179 106L180 107H184L182 105L189 104L190 102H193L195 100V99H193V97L191 98L189 96L190 93L186 97L187 99L186 98H184L183 100L180 99L181 98L180 96L183 93L185 94V92L183 90H185V91H187V90L196 91L198 89V84H199L198 80L201 79V75L202 74H200L201 72H197V71H195V72L191 71L192 72L191 73L190 70L192 69L193 65L195 66V70H196L197 65L202 64L204 62L205 64L203 66H200V65L199 66L202 67V68L203 67L206 68L207 72H209V73L213 72L216 69L218 59H220V57H221V53L220 54L218 53V51L219 52L221 51L220 45H222V43H223V44H226L227 46L228 45L230 46V45H233V43L235 42V41H232L230 39L225 38V36L227 37V35H230L233 32V37L232 38H234L233 40H235L236 37H242L243 34H245V35L247 34L246 36L250 35L251 37H254V36H257V35L261 34L262 31H264V21L261 18V16H264V0H219V1L215 0V1H213V3H212L211 0H209V1L208 0H165L166 3H163V4H165V6L163 8H162L163 5H160L161 3H159V1H163V0H156V1L153 0V2L151 0L150 1L145 0L144 3ZM154 1H155V3H154ZM46 2H47V0H46ZM60 2H62V1H60ZM149 2H150V4L148 5ZM223 2H225V3H223ZM16 3H18V4H16ZM221 3H223L225 5H223ZM123 4H126V3H123ZM43 5H45V4H43ZM247 5L251 6L250 10L248 9L249 7H247ZM14 6H12V8ZM18 6H16V9L18 8ZM42 6L41 7L39 6V7L42 9V8H44V6L43 7ZM37 7H38V5H37ZM83 7H85V6H83ZM119 7H122V6L119 5ZM148 7L152 8V10H150L149 14H147V11H149V10H147V9H149ZM153 7H154V11L156 10V14L153 12L154 15H150V14H152L151 12L153 11ZM75 8H77V7H75ZM85 8H87V7H85ZM80 10H82V9H80ZM22 11L20 12V13H22L21 15L24 14L23 12H25V10L23 12ZM74 11H76V10H74ZM176 11L177 12H181V14L179 13L180 15H178V17L182 15L183 17H186V18L188 17L187 20L189 19V16H190V20L191 19H193V20L198 19L197 22H196L197 24L195 23V21H193L194 23L190 24L192 27L189 26V29L191 28L193 33H194V30L199 26V24H200V26H202V24H203L202 27H204V24H207V26L208 25H210V26L208 27V29H206L207 27L205 29H203V31H201L202 32L201 34L200 33L199 34L196 33V35L195 34L192 35V33L189 34L191 31H189V32L187 31V29H186L188 27V25H187V26H185L186 27L185 29H186L187 35L189 34V36L185 37V35L183 34V31L185 29L183 31H182V29H180L181 26L183 27L182 19L180 20L182 23L180 21H176L174 19L171 20L174 17V14L177 13ZM232 11L236 12V13L234 14ZM194 12H195V16L193 18V16L191 17V14L193 13L192 15H194ZM196 13H198V16L196 15ZM232 13L234 15H238L239 17H241L242 18L241 20H244V21H242V23H241V21H240V23L239 22L238 23L236 22V24L233 23L234 25L232 24V22H233L232 21L231 22L232 25L231 24L230 25L226 24V25L223 26V24L226 21H223V19H222L220 21H223L224 23L223 24L221 23L220 27L219 26H217V27L215 26V24H216L215 21H217V19H220L219 17L221 15L222 16L223 15H225V16L226 15H228V16L230 15L231 16ZM33 14H35V16ZM98 14H99V12H97L95 14V17ZM100 15H101L100 17L103 16L102 14H100ZM168 15H169L168 18H171V19H167V20L165 19L164 20L163 17L164 16H168ZM56 16H55V14L51 16V19L55 20L54 22H58V20L60 19V16L58 14ZM176 16H177V14H176ZM225 16L223 18H225ZM258 16L260 17L259 19H262L263 23L261 21H259V19L257 20ZM100 17H99V19H100ZM195 17H199V18H195ZM229 17H228V19H229ZM164 18H166V17H164ZM186 18H183V21ZM255 18H256V20H255ZM236 19H239V18H236ZM229 20H227V21H229ZM23 21H25V23H23ZM140 21H141V23H139ZM237 21H239V20H237ZM31 22L28 21L27 24L29 26L33 25V27H36L37 30L40 31V32H41V29H39V28L43 27V29H45L46 26H52V25H49V24L45 25V23H40V25H38L39 22L36 21V24L38 23L37 24L38 26H37L36 24H34L35 20L32 22L33 24ZM186 22H189V20L186 21ZM259 22H261V23H259ZM228 23H230V22H228ZM186 24H184V25H186ZM28 25H26V26H28ZM34 25H36V26H34ZM256 25H257L258 28L254 29L256 27ZM250 26H254V28L251 27V29H250ZM33 27H31V28L29 27L28 29H31V30L35 31L36 28H33ZM54 28L55 27H50V28L46 29L48 31H43L42 32V34L44 33L43 35H45L46 40L49 43L54 42L55 39H57L58 37L61 36L60 35L61 33L65 34L64 31L63 32H59L58 29L56 30V28L55 29ZM243 28H244V30H243ZM248 28H249V30L247 32V30H245V29H248ZM197 29L199 30V27ZM200 29H201V27H200ZM120 30H118L117 32L119 33ZM204 30H206V31L204 32ZM242 30L246 31V32L243 33ZM121 31H122V33L121 32L120 33L123 34L124 30L122 29ZM175 33H177V35L183 34V36H181V37L178 36L179 39L176 38L177 39L176 40L174 38ZM17 34L19 36L18 39L16 38L17 40L15 39L13 41V40L10 39V38H13V37L15 38L17 36ZM54 34H56V35H54ZM64 34L62 35V38H63ZM66 34H68V33H66ZM57 35H58V37H57ZM118 35H120V34H118ZM190 35H192V36H190ZM141 36H143V37H141ZM51 37L54 38V40L52 42L50 41ZM55 37H57V38H55ZM96 37L97 38L94 37V40L98 39L96 41H98L97 45H99V43H100L99 41H101V39H99L100 37H98V36H96ZM183 37H185V38H183ZM216 37H218V38H216ZM62 38H61V40H62ZM33 39H34V37H33ZM106 39L107 38H105L102 41H105ZM238 39H240V38H238ZM18 40H20V41H18ZM59 40H57V42ZM173 40H175L174 41V42H176L175 44L173 43ZM9 41H13V42L12 43H8ZM22 41H24V40L22 39ZM35 41H36V39L34 40V42ZM91 41H93V38L87 41L89 43V45L93 43V42L91 43ZM109 41H112V40H110V38H109ZM238 41H240V40H238ZM62 42L63 41H61L59 43L60 46H61ZM87 42H86V44H87ZM240 42H237V39H236L235 44L236 43L239 44ZM82 43H83V47L85 48V41L84 42L82 41ZM82 43H81V45H82ZM96 43L97 42H94L92 45H94ZM125 43H127V45H124ZM141 43H143V44H141ZM111 44H113V43H111ZM63 46H64V43H63ZM120 46H122V47H120ZM19 47H17V48H19ZM217 47L220 50H217ZM81 49H82V46H81ZM126 49H125V52H126ZM81 51L82 50H80V52ZM85 51H86V49H85ZM121 52H123V51H121ZM121 52H119V53L121 54ZM144 52H145V54H144ZM177 52L179 54V57H177L178 55H175ZM74 53H76V52H74ZM74 53H72V54L73 55H77V54H74ZM10 54H12V53H10ZM72 54H68L69 57ZM122 54H121V56L118 55L119 57L116 56L118 58H115V59L117 60L120 57L123 59ZM125 54L126 53H124L123 55H125ZM78 55H81V54L78 53ZM84 55H86V53ZM103 55H105V54H103ZM103 55H101V56L98 55L99 57L98 56L96 57L98 59L101 57L100 60H98L99 62L97 61V59L95 57L93 59H91V61L94 60V61L98 62L99 65H100V63L106 62V60H107V62H109L110 60H113V61L115 60L114 59L115 54H114V57L111 56L113 54H109L111 57L106 54L107 55V59L103 58V57H105ZM126 55L124 56V58L128 59L127 57H129V55H127V56ZM173 55H175V57H177V58H175ZM86 56H84V58ZM261 56H264V48L262 50L256 52V54L253 57V60H251L248 64H246L245 68H248L249 66L254 65L256 63V61L259 59V57H261ZM71 57H75V56H71ZM108 57H110V58L108 59ZM78 58H80V57H78ZM111 58H113V59H111ZM131 58H129L130 60L129 59L128 60L129 61H133V59L131 60ZM67 60H65V61L68 63ZM71 60L73 62V61H75V58H72ZM61 63H62V65L64 67L67 64L64 61H62ZM64 63H65V65H64ZM93 65H96L95 62H94ZM188 65H190L189 70L186 69V71H185L184 69H180V68H183V67L187 68ZM93 67H91L92 68L91 71L92 70H95V71H92V72L98 71V70L95 69V67L94 68ZM200 67H199V69H200ZM25 68H27L25 70H29L31 68V66L30 67L27 66ZM76 68H78L77 65H76ZM103 69H105V68H103ZM109 69L110 68H106L105 70L107 71ZM105 70L104 71L103 70L100 71V69H99V72H96V73H99L101 75L100 72L104 73ZM111 70H112V68L110 69V71ZM157 70L159 71V73H158ZM197 70H198V68H197ZM143 71L145 72V74L148 71V74L145 75L146 77L144 76V72ZM176 71L181 73L180 77H177L178 75L176 77L175 76L171 77V74L172 73L175 74ZM108 72L109 71H107L105 73L108 74ZM77 73H78V70H77ZM103 73H102V75L104 76ZM152 73L155 76H150ZM83 74H84V72H83ZM102 75H101L102 79H104L105 77L106 78L109 77V76H106V75H105V77H103ZM79 76L81 78L83 77V75L81 76L80 73H79ZM126 76L127 77H125V76L121 77L123 79L118 78V80L117 81L115 80V81L119 82L120 84L121 83L123 84V83L130 82L128 80H131L133 78L135 79V76H132V73L129 74V76L128 75H126ZM80 77H79V79H80ZM76 78L77 77H75V81L78 79V78L77 79ZM84 78H85V76H84ZM79 79L76 82L77 83L76 88L80 86L79 85L80 83H82L84 85V83L86 82V80L82 81V80H79ZM136 79H137V77H136ZM87 80H89V79H87ZM109 80H110L109 78L106 80L107 82H109V85L112 84V86H113L114 84H117L115 81H114L115 82L114 83L113 80H111V81H109ZM177 80H180V82H181L179 84V86H178V89L174 85L175 83L179 82V81L177 82ZM90 81L91 80H89L88 82H90ZM110 82H111V84H110ZM90 83H89V86H90ZM92 83L94 84V82H92ZM194 83H195V85H194ZM93 84H91V87H90L91 89L94 87V86L92 87ZM87 85L85 87H87ZM99 85L100 84H98L97 86H99ZM156 85L159 86V87H157ZM180 85H183V86L181 87ZM155 86L158 89L157 93H156V90H155ZM172 86H173V88H172ZM193 86H195V87L193 88ZM96 87L94 89H96ZM100 87H102V86L100 85ZM87 88H89V87H87ZM149 88H151V90ZM160 88H161V90H160ZM98 89H99V87H98ZM168 89H169V91H168ZM51 90H49L48 93L51 92V97H54V94H57L58 90L54 89L55 91L53 92V94H52ZM147 90H150V91H147ZM75 91H77V90H75ZM75 91L73 90V92H75ZM80 91H78V92L80 93ZM92 91H93V94L95 93L94 94L95 96H96V93H100L101 94V92H94V90H92ZM99 91H101V90L99 89ZM102 91H103L102 94L104 92H106V91H104V89ZM180 91H181L182 94L180 93ZM190 91H188V92H190ZM73 92H71L72 95H73ZM82 92H83V90H82ZM11 93L14 94L15 92H11ZM46 93L47 92H45L43 94V96H48L47 98L50 99L48 93H47V95H46ZM160 93H162L164 95H162ZM113 94H114V96H113ZM68 95L66 94L67 98L69 96L72 97V95H69V96ZM74 95H73V97L75 98L76 96H74ZM134 95H135V97H134ZM77 96H78V93H77ZM158 96H161V98L158 97ZM71 97H69L70 99L68 100L66 97L64 98V96H63L64 100H61L62 102L60 104L63 103V107H64V105H65V107H67L66 104L67 105L69 104L68 101L70 102V100L72 99ZM47 98H45V100H44V98H40L41 99L40 101L37 100L39 102L38 104L46 103L47 102L46 101ZM110 98H112L111 99L112 102H111ZM122 98H124V100H122ZM151 98L155 99L156 102H154V100H152ZM76 100H78V98ZM146 100H147V103H145ZM148 100H152L153 101L152 102L153 105L150 106V104H152V103H151V101H149V103H148ZM14 101H15V103H17L16 100H12V102H14ZM72 101L73 100H71V102H70L71 105H73V102H74V101L73 102ZM80 101H81V99H80ZM12 102H9L7 104L9 106L8 107L6 106L7 108L6 107L5 108L6 109H10L11 108L12 109V107L13 108H19V107L21 108L22 106L24 108L28 107L27 105L24 106L25 102L21 104L20 101L19 102H20L21 105H17V106L14 107V103L12 105ZM27 102H28V104L30 103L29 106L31 104H33V103L36 105V103H37L36 101H35L36 103L35 102L31 103L28 100H27ZM121 102H123V103L121 104ZM171 102H173V103L175 102L176 104L175 103L172 104ZM119 104H121V105H119ZM127 104H128V106H127ZM145 104H149L150 108L147 105H145ZM160 104H162V106ZM46 105L47 106L49 105L48 109H50L53 106L52 104H47V103H46ZM77 105H78V102H77ZM61 106H59V107H61ZM124 107L128 108V109H125ZM170 107H172V106H170ZM256 107H257L258 110H260L263 113L262 117H264V109H262V108H264V106H261L262 108L259 105L256 106ZM32 108H34V106ZM54 108L57 109L55 104H54ZM55 109H54V111H55ZM63 109L65 110L66 108H63ZM68 109H70L69 111L72 114L71 115V119L72 120L74 118V117L72 118L73 115H75V117H76V113H77V116H78L79 112H74V113L71 112L74 108H70V106H69ZM131 109L132 110L134 109V111H132ZM160 109L162 111H160ZM51 110H52V108H51ZM76 110H79V108L76 109ZM76 110L74 109V111H76ZM166 110L168 111V113H167ZM45 111L46 110H44V112ZM48 111L50 112V110H48ZM54 111L52 110L50 113H52ZM81 111H82V114H84L83 110H81ZM235 112L238 113V111H236V110H235ZM25 113H26L25 111L22 112L21 116H22V114H23V116L20 117V118L18 117L19 121L21 119H23V121H25V122H26V120H28L27 123L30 122V124L28 125L30 127V125H31V119H30L31 114H30V117H29L28 116L29 113H27L28 115H26ZM31 113H33V112L31 111ZM157 113L159 115H157ZM24 114L26 115V117L24 116ZM163 114H165L166 116L165 115L163 116ZM80 115L81 114L79 113V116ZM140 115H141V117H140ZM168 115H170V116H168ZM82 116H84V115H81V117ZM157 116L161 117V118H158ZM150 117H152V118H150ZM262 117L260 116L258 119H262ZM83 118L84 117H82V119ZM86 118H88V117H86ZM136 118L139 121H137ZM51 119H52V117L48 118L46 121H42L41 124H40L41 125V129L45 126L44 124L48 123L50 125V120ZM79 119H80V117H79ZM90 119H88V123H89V126L91 127L92 124L90 123ZM173 119H175V122H174ZM53 120L55 121L54 118H53ZM12 121H13V118H10L9 120L5 121V123L9 122L10 124H12L13 123ZM54 121L51 122V125H52V123ZM79 121L80 120H78V122ZM151 121H152V123H151ZM20 122H18V124H21ZM170 122H172V123H170ZM5 123H3V124L1 123L0 126L1 125H5L6 126ZM71 123H73V122L71 121ZM187 124L192 125V127H193L191 129V131H189V132H187V130H188L187 127H186ZM25 125L23 127V124H22L21 125L22 126L21 129L25 130ZM71 125L73 126V124H71ZM75 126H76V123L74 125V128H72V129H76ZM47 127H46V129H47ZM183 127H184V129H183ZM185 127H186L187 130H185ZM0 129H3V127L1 126ZM26 129H28V128L26 127ZM30 129L28 131H31ZM91 129H92V127L87 130L88 134L91 132ZM18 130H20V129H18ZM130 130H132V131H130ZM168 130L169 131L171 130V132H168ZM184 130L187 133H185ZM23 131H20V133L23 132ZM38 131L40 132L39 129H38ZM12 132H15V131H12ZM16 132H17V130H16ZM129 132H130V134H132V132H134V133L132 135L127 134ZM7 133H9V132H7ZM20 133L18 131L17 133H15V135L13 134V140L12 139H10V140L8 139L9 142H11V141L18 142L17 139L19 137H20L21 140H23L22 138L24 137V135H23V133H21L22 135ZM26 133L27 132H25V135L28 134V133L27 134ZM40 133L41 134H39V133L38 134L40 136H42V132H40ZM129 135L132 136L133 140H132V138H130L131 140L129 139ZM7 136H9V135H7ZM43 136H45V133H43ZM94 136H95V134H94ZM100 136H101V134H100ZM6 137H4V138L2 137L1 141H2V139L5 140ZM10 137H11V134H10L9 138ZM46 137H48V141H49V136H46ZM46 137L42 138V140L44 141V139H46ZM73 137H75V138H73ZM102 137L103 136H101L100 138L103 139ZM100 138L97 136V139L100 140ZM60 139H62V138H60ZM83 139H85V138H82L80 140H82L83 143H85L87 138H86V140H83ZM91 139H93V137H91ZM91 139H89V140H91ZM21 140H20V142L22 143ZM77 140H75V143L77 142ZM89 140H87V141L92 144L93 141L91 140L92 141L91 142ZM43 141H42V143H43ZM45 141H44V143H46ZM177 142L180 143V145L178 147H175V144ZM28 143H25V144L28 145ZM78 143H76V144H78ZM138 143H140V144H138ZM25 144H23V145L25 146ZM62 144H63V146H61ZM108 144H111L114 147V149H113L112 146H109ZM19 145L23 146L20 143H19ZM87 145H89V144L86 143V146ZM107 145L109 147H111V149H108L109 147ZM170 145H173L174 148L171 149ZM222 145L223 144H221L219 146H222ZM71 146H73V147H71ZM83 146L85 147L84 144H83ZM91 146H89V147H91ZM38 147L41 148V149H39ZM62 147H63V149H62ZM105 148H107V149H105ZM17 149H14V150L17 151ZM78 149H80V151H81L82 147H80V148L78 147L77 150ZM99 149H97V151ZM14 150L12 152L13 154H14ZM43 150H45V152ZM84 150L86 151V149L84 148L82 150L83 153H84ZM97 151L92 150V153L95 152V153H93L95 155V158H97V156L99 157V156L102 155V153H101V155H97L98 153L100 154V151L99 152H97ZM72 152H74V155L71 157L70 155L72 154ZM87 152H88V149H87ZM87 152H85L84 154L86 155ZM108 152H110V151H108ZM64 154H66L68 156L66 157V155H64ZM80 154H81V152L78 153L77 155L79 156ZM202 154H203V156H204V154H207V155L211 154V155H210V157L205 155V157H206L205 158V157L202 156ZM62 155H64L65 158H68L70 156L72 158L71 160H73L74 162H70L69 158H68L69 161L67 159H65L67 161L63 160ZM77 155H76V157H77ZM88 155L89 154H87V157H88ZM16 156H17V158L15 159ZM81 156L82 155H80L79 157H81ZM201 156H202V158H201ZM89 157H91V154H90ZM198 157H200V158L198 159ZM83 158H85L84 155H83ZM83 158H81L82 161H83ZM93 158H90V159L93 160ZM90 159L89 160L87 158H86V160L84 159V161L88 160V162L86 164L89 163ZM204 159H206V160H204ZM214 159H215V157L213 158V160ZM1 160L2 159L0 158V161ZM211 160H212V158H211ZM215 160H214V164L218 165L219 163L217 162V160L216 161ZM90 162H92V161H90ZM208 162H206V163L209 165ZM210 162H212L211 164H213V161H210ZM2 163H3V161H2ZM2 163L0 162V164H2ZM72 163H73V165H72ZM227 163L229 164V166H227L228 165ZM61 164L65 165L64 168L68 167L69 169L68 168L67 169L69 170V172H68V170L66 172H64V171L62 172L61 171L60 173L57 174L58 176L57 175L51 176L52 174H49V170H52V169L54 170L53 167L60 166ZM86 164L83 162L84 166H87ZM223 164L224 163L220 164V166L224 167ZM225 164L226 165H225L224 168H226L228 170H234V171L238 170L236 162H233V161L225 162ZM71 165H72L73 169H72ZM76 165H77V163H76ZM84 166H83V169H84ZM62 169H63V167H62ZM74 169H76L77 171L74 172ZM2 171H1L0 175L2 174ZM73 172H74V175L72 176V180H73V182L75 180L76 184L74 183L73 186H71V185L70 186H65V184L66 185L70 184V181H68L67 179L70 180V177L73 174ZM238 173H239V171L237 172L238 178L235 177L236 179H232L233 177H231V175H228V174H219V173L215 174L213 172H207V174L202 173V175H198L199 177L197 176L196 181H194L195 184L192 183V185L193 184L194 185L197 184L196 186H198L200 184L199 187H202V188H204V186H206L208 188V186L210 184H212L214 187L216 185L218 187L222 186V193H221L220 197L216 196L215 195L216 193L212 194L213 200H215V204H217V206H218L217 201L219 202V206L218 207L222 206V204H223L222 201L224 200L223 198H225L227 195L230 196V194H231V196H233V198L235 197V198H239V199L241 198L242 199V197H243V199L244 198L247 199V200L250 199V200H252L253 204H254V202L255 203H257V202L263 203L264 202V199H263L264 197L259 195V193H257V192L249 193V191H248L246 196H243V195H240V193L234 191L233 188L236 187V186H241L243 190L246 189V186H244V185H246L244 181H245V178L247 179L246 176H248L249 174L246 173V172H243L242 170H240L241 174L242 173L243 174L246 173L248 175H241L240 174L241 176H239ZM209 174H213V175H209ZM185 176H187V178ZM84 177H85V175H84ZM124 177H126V178H124ZM240 177H242V178L239 179ZM73 182H71V183H73ZM81 184H83L84 186L81 185ZM59 185H60V190L59 191H62L63 193L60 192L61 194L59 193V196L56 197V193L53 195L52 192L54 193L53 189H56L55 186H58V188H59ZM61 185L64 186V189H62V190H61V187H62ZM212 185H210V186H212ZM215 189L216 190L213 191V192L217 191V188H215ZM79 190H82V191L84 190V191L83 192L80 191V193H79ZM213 190H214V188H213ZM3 191H4V189H3ZM59 191L58 190L56 191L57 195H58ZM76 191L78 193H76ZM211 191H212V189H210V193H211ZM105 192L106 193L108 192V195ZM74 193H76V194H74ZM81 193H82V195H80ZM83 193H84V195H83ZM103 194L108 196V200H106L107 198H105ZM78 195H79V197H78ZM85 195L89 198V200H91V201L88 200L89 203L91 202V204H92L94 202V206L93 207H92L93 204L90 205L88 203L86 205V203L88 202L87 201L88 198ZM109 195L111 197L110 199L113 200V203L109 201L110 200L109 199ZM53 196L56 197V198H54ZM70 196L73 197V200H76V198H77L78 204H76V201H75L74 208H72V207L69 208L68 204L66 205V203H68L67 200L68 199H72V198H70ZM5 198H6V196H5ZM254 199H256V200L254 201ZM107 201L110 202V204L112 203V206L110 207V204H108L109 208L106 207L107 208L106 209L105 206L107 205ZM221 202H222V204H220ZM77 205H79V206H77ZM103 208L105 210H103V213L101 212L102 215L100 217H101V219H102V216H103V218L105 217L106 218V220H105L106 222H103L100 219H99L98 222L102 221V223H104L103 226L106 227L105 223H108L107 221L109 219H111L112 222H114L115 220L119 219L120 224H113L114 225L113 226V225H111L112 222L109 220L110 223H108V224H109V226L110 225L111 226L108 227V228L107 227L104 228V227L100 226L101 222L99 223V226H96V224H95V226H92V224L90 225L91 220H90V223H89L88 222L89 220L85 222V220H87V219L82 218L83 216H86V218L90 216V218H91V216L93 215V214L91 215V213H92L90 211L91 209L92 210L94 209L95 212L99 210V213H100V210H102ZM233 208H234V205L230 204V208L227 209V210L230 211V209H233ZM182 211L184 212V210H182ZM182 211H181V213H182ZM4 212H6L5 216H4ZM95 212H94V217H92L94 220H96V217L100 218V217L96 216L97 214L95 215ZM87 214H90V215H87ZM203 215H207V217L208 216L210 217V213L208 212V210H206ZM58 217H59V219H58ZM72 217H73V219H76V218H79V217L82 220L85 219L83 223L80 221L82 224L79 222L80 218L77 219L78 222L80 223L79 226L77 224L78 229H75L76 226L74 228L73 225L71 227V231L72 232L75 233L76 232L75 230H77V232L80 233L78 235L76 233L74 234V233L69 231V229H70L69 223L70 222L68 220L71 219L70 221L73 222ZM66 219H67V221H64V222L62 221V220H66ZM113 219H115V220H113ZM56 222H57V224H55ZM65 222H67L68 224L65 223ZM75 222H76V220H75ZM98 222H97V224H98ZM41 223H42V225L44 224V226H42L41 229H40L42 231H39V228H40L39 226H41ZM73 223H71V224H73ZM256 223H257L256 220L255 221L254 220H250V221H248L247 226H252V225H254ZM36 226H38V229H37ZM8 228H9L10 233L12 231L11 234H9V232H8L9 235L6 234V231H8ZM35 229H36V232H39L38 234H41L39 236L40 239L36 238L38 234L37 235L34 234V235H36V237H32L33 231ZM34 233H35V231H34ZM68 233L69 234L72 233V235H70V236L74 235V236H77V237H74V238L73 237H67L69 235ZM14 234H15V236H14ZM59 234H62L59 237H61V238H62V236L64 237V241L61 240V238H58V239H60L62 241L61 243L57 242V235H59ZM66 234H68V235H66ZM5 235H8V236L13 235V237L12 236L11 237H7ZM53 235H54V237H52ZM107 235H108L109 238H107ZM36 240H39L40 243L42 241V243H41L42 247L40 246L41 248L40 249L38 248L39 250L37 249V247H36V249L34 247V245L37 242ZM33 241H34V243H33ZM54 241H56V242H54ZM114 245H116V246H114ZM159 245L163 246V243L161 242V244H159ZM204 245H206V243L202 242V246H204ZM69 248H72V250H73V248L74 249L77 248V249L74 252H72V251H69L70 250ZM108 248H110V249H108ZM57 250H59V251H57ZM60 250H62V253H64L65 256L62 255ZM53 251H54V255L53 256H57V255L59 256V258H58L59 260L58 261H57L56 257H54V260H51L52 259L51 258L52 255L50 256V254H52ZM56 251H57V253L55 254ZM60 253H61V256H60ZM156 256L158 257V259L164 257V255H162L161 253H159ZM60 258H62L63 260L62 259L60 260ZM177 258H176V260L178 262H180L181 258H179V257H177ZM214 258L216 259L215 256L213 257V259ZM5 260H7V261H5Z\"/></svg>",
  "mask_w": 264,
  "mask_h": 264
}]
</instances>
